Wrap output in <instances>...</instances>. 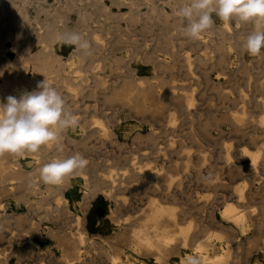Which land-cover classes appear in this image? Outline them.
Masks as SVG:
<instances>
[{
    "label": "rangeland",
    "instance_id": "obj_1",
    "mask_svg": "<svg viewBox=\"0 0 264 264\" xmlns=\"http://www.w3.org/2000/svg\"><path fill=\"white\" fill-rule=\"evenodd\" d=\"M190 2L0 1V102L6 103L9 95L19 99L25 92L39 90L37 84L46 79L77 119L75 126L61 132L58 143L41 146L37 153L0 155V264H115L111 260L113 256H118L123 264H160L162 261V264H222V261L223 264H264V159H258L254 166L251 163L253 151L264 157L261 123L264 116V48L257 56H251L242 47L253 29H264V22L233 19L226 24L213 14V26L198 39H191L182 32L187 20L177 15L178 10ZM133 17L136 21L130 20ZM57 33L80 34L90 47L82 51L75 45L62 44L55 39ZM37 57L41 61L36 60ZM58 60L65 66L63 76L57 73ZM39 66L47 72L45 79L36 76ZM153 76L155 79L151 78ZM161 77L165 83H159ZM81 84L82 89L86 87L84 90L80 89ZM148 84L150 88L163 84L164 88L150 89ZM145 89L151 91L146 93ZM179 96L181 99L177 100ZM160 105L163 107L159 108ZM150 107L154 110L149 111ZM254 130L255 133L263 132L255 135ZM74 155L82 156L88 163L84 171L78 170L68 176L69 185L62 190L63 200L59 190L49 188V184L40 179L38 169L52 159ZM103 177L111 180L105 182ZM253 186L255 191L259 187L257 194ZM28 188L32 190L29 192ZM92 189L97 192L87 198ZM241 197H245L244 200ZM154 198L157 199L155 204ZM156 204L174 214V217L159 218L160 231L176 237L182 229L187 235V244L177 239L178 244L172 243L168 252L166 250L164 260L133 237L135 229L152 223L149 216L153 208H157ZM229 205L233 206L235 216L225 215L224 206ZM77 224L86 232L85 240L63 238V232L76 234ZM202 242H207L208 256L223 254L229 248L230 253L222 260L209 262L197 251Z\"/></svg>",
    "mask_w": 264,
    "mask_h": 264
},
{
    "label": "clouds",
    "instance_id": "obj_2",
    "mask_svg": "<svg viewBox=\"0 0 264 264\" xmlns=\"http://www.w3.org/2000/svg\"><path fill=\"white\" fill-rule=\"evenodd\" d=\"M213 14L226 24L233 19L264 22V0H191L177 12L187 20L183 32L191 39H198L213 26ZM55 39L82 51L90 47L77 33H60ZM242 47L251 56L260 54L264 48V29L248 34ZM37 89L25 92L19 99L9 95L6 103L0 102V155L37 153L41 146L58 143L61 132L77 124L75 115L66 109L65 100L46 79L37 84ZM87 163L80 155L52 159L39 168V176L45 184L57 185L83 170Z\"/></svg>",
    "mask_w": 264,
    "mask_h": 264
},
{
    "label": "bare ground",
    "instance_id": "obj_3",
    "mask_svg": "<svg viewBox=\"0 0 264 264\" xmlns=\"http://www.w3.org/2000/svg\"><path fill=\"white\" fill-rule=\"evenodd\" d=\"M1 1V0H0ZM74 1V0H73ZM125 1H128V0H125ZM26 3V2H25ZM133 4V3H132ZM174 5V4H173ZM91 7V6H90ZM47 9H49V7L47 8ZM107 10V9H106ZM21 11V10H20ZM19 11V12H20ZM18 13V12H17ZM53 14V13H52ZM155 14V12L153 13V15ZM163 14V13H162ZM19 15H20V13H19ZM27 15V14H26ZM151 15V14H150ZM149 15V16H150ZM164 15H165V13H164ZM167 15V14H166ZM14 16V14H12V17ZM21 16V15H20ZM136 16H139V15H136ZM169 16V15H168ZM167 16V17H168ZM11 17V16H10ZM23 17V16H22ZM17 18V17H16ZM27 18V17H26ZM57 18V17H56ZM84 18V17H83ZM90 18V17H89ZM134 18V19H133ZM132 19H130V20H133V21H136V19H135V17H133ZM19 19H21V18H19ZM19 19H18V21H19ZM60 19H61V17H60ZM64 19V18H63ZM107 19H109V18H107ZM24 20V19H23ZM47 20V19H46ZM15 22V21H14ZM21 22H22V20H21ZM59 22H61V21H59ZM58 22V23H59ZM16 23V22H15ZM19 23V22H18ZM30 23V22H29ZM56 23V22H55ZM260 23V22H259ZM258 23V24H259ZM43 25H45V24H43ZM129 25V24H128ZM256 25V24H255ZM127 26V25H126ZM221 26V25H220ZM224 26V25H223ZM261 26V25H260ZM224 27H226V25L224 26ZM227 27H229V26H227ZM257 27L258 26H256V29H257ZM262 27V26H261ZM259 28V27H258ZM27 29V28H26ZM40 29V28H39ZM228 29V28H227ZM230 29V28H229ZM258 30V29H257ZM259 30H261L260 28H259ZM42 31V30H41ZM47 31V30H46ZM129 32H130V30H128ZM226 31V30H225ZM253 31H254V29H253ZM45 32V31H44ZM181 32V31H180ZM183 32V31H182ZM181 32V33H182ZM229 32V31H228ZM42 33V32H41ZM50 34H51V32H50ZM58 34V33H57ZM133 37H134V35H132ZM222 36H224V35H222ZM230 36V35H229ZM231 37H233V36H231ZM38 38H39V40L41 41V42H43L44 40L42 39V35H39L38 36ZM44 38V37H43ZM97 38V37H96ZM122 38V37H121ZM125 38V37H124ZM165 38H167V37H165ZM34 39V38H33ZM94 39V38H93ZM92 39V40H93ZM205 39V38H204ZM223 39V38H222ZM123 40H125V39H123ZM169 40V39H168ZM224 40V39H223ZM229 40V39H228ZM32 41H34V40H32ZM47 41V40H46ZM130 41V40H129ZM196 41V40H195ZM53 42V41H52ZM115 42V41H114ZM117 42V41H116ZM99 43V42H98ZM127 43V42H126ZM31 44V43H30ZM29 44V45H30ZM100 44V43H99ZM193 44V43H192ZM205 44V43H204ZM46 45V44H45ZM103 45H104V43H103ZM95 46V45H94ZM97 46V45H96ZM147 46V45H146ZM47 47H48V45H47ZM46 47V48H47ZM98 47V46H97ZM100 47V46H99ZM223 47V49L225 48L224 46H222ZM49 48V47H48ZM52 48V47H51ZM95 48V47H94ZM93 48V49H94ZM231 49V48H230ZM43 50V49H42ZM99 50H100V48H99ZM119 50V49H118ZM202 50V49H201ZM229 50V49H228ZM47 51V50H46ZM92 51H94V50H92ZM45 52V51H44ZM43 52V53H44ZM98 52V51H97ZM155 52V51H154ZM200 52V51H199ZM223 52V51H222ZM39 53H41V52H39ZM46 53H48V52H46ZM45 53V54H46ZM188 53V52H187ZM44 54V55H45ZM48 55V54H47ZM54 55V54H53ZM149 55V54H148ZM155 55V54H154ZM217 55H218V53H217ZM228 55V54H227ZM46 56V55H45ZM186 56V55H185ZM59 57V56H58ZM61 57V56H60ZM59 57V58H60ZM119 57H121V56H119ZM198 57H200V56H198ZM226 57V56H225ZM53 58V57H52ZM186 58H187V56H186ZM185 58V59H186ZM221 58V57H220ZM43 59V58H42ZM51 59V58H50ZM58 58H56V60H57ZM229 59V58H228ZM36 60H38V61H41V59L40 58H36ZM119 61L121 60V59H118ZM227 60V59H226ZM226 60H224V63H226ZM232 60V59H231ZM43 61V60H42ZM59 61V60H58ZM122 62H124L123 61V59L121 60ZM126 61V60H125ZM160 61V60H159ZM189 61H190V58H189ZM220 61V60H219ZM60 62V61H59ZM161 62V61H160ZM221 62V61H220ZM25 63V62H24ZM66 63V62H65ZM74 63V62H73ZM72 63V64H73ZM213 63H215V62H213ZM217 63V62H216ZM59 64V63H58ZM68 64V63H67ZM75 64V63H74ZM42 65V64H41ZM46 65V64H45ZM66 65V64H65ZM192 65V64H191ZM211 65V64H210ZM242 66H243V64H241ZM47 66V65H46ZM161 66H162V64H161ZM189 66V65H188ZM213 66V65H212ZM216 66V65H215ZM219 66V65H218ZM59 68L57 69V73L60 75V76H63V74H64V67L65 66H63V64H62V61L60 62V66H58ZM72 67V66H71ZM116 67V66H115ZM78 68V67H77ZM81 68V67H80ZM97 68V67H96ZM158 68H159V64H158ZM241 68V67H240ZM51 69V68H50ZM55 69V68H54ZM132 69H133V67H132ZM196 69V68H195ZM222 69H223V67H222ZM226 69V72H228V70H227V68H225ZM17 70V69H16ZM74 70V69H73ZM162 70H163V66H162ZM241 70H243V69H241ZM49 71H51V70H49ZM128 71V70H127ZM225 71V70H224ZM223 71V72H224ZM231 71V70H230ZM243 71H245V70H243ZM54 72H56L55 70H54ZM191 72V71H190ZM132 73V72H131ZM187 73V72H186ZM225 73V72H224ZM237 73V72H236ZM3 74V73H2ZM19 74V73H18ZM46 74H47V72L45 71V69L44 68H42L41 66H39L37 69H36V76H39V77H44V79H45V76H46ZM52 74V73H51ZM232 74V73H231ZM238 74V73H237ZM193 75V74H192ZM196 77V76H195ZM231 77V76H230ZM236 77V76H235ZM2 78V77H1ZM6 78V77H5ZM28 78V77H27ZM66 78H67V76H66ZM152 79L154 78V76L153 77H151ZM194 78V77H193ZM216 78H219V77H216ZM65 79V78H64ZM95 79V78H94ZM113 79V78H112ZM127 79V78H126ZM155 79V78H154ZM208 79V78H207ZM17 80V79H16ZM43 80V79H42ZM56 80V79H55ZM139 80V79H138ZM158 80V79H157ZM157 80H156V82H157ZM69 81V80H68ZM100 81H102V80H100ZM129 81V80H128ZM128 81H126V82H128ZM161 81H162V77H161ZM64 82H65V80H64ZM164 81H162V82H160V79H159V83H163ZM7 83V82H6ZM70 83V82H69ZM77 83V82H76ZM104 83V82H103ZM138 83V82H137ZM140 83V82H139ZM146 83H147V81H146ZM165 83V82H164ZM224 83V82H223ZM18 84H21V83H16V85H18ZM57 84V83H56ZM65 84V83H64ZM79 84V86H80V83H78ZM105 84V83H104ZM73 85V84H72ZM95 85V84H94ZM98 85V84H97ZM149 85V84H148ZM158 85V84H157ZM156 85V86H157ZM260 85V84H259ZM262 85H264V84H262ZM28 86V85H27ZM62 86H63V84H62ZM74 86H76V85H74ZM73 86V87H74ZM78 86V85H77ZM101 86H102V84H101ZM105 86V85H104ZM126 86V85H125ZM142 86V85H141ZM155 86V85H154ZM161 86V85H160ZM185 86V85H184ZM218 86H219V84H218ZM20 87V86H19ZM93 87H95V86H93ZM98 87V86H97ZM127 87V86H126ZM140 87V86H139ZM148 87V86H147ZM151 86L149 85V88H150ZM157 87H159V85L157 86ZM157 87H153L152 86V88H150V89H154V88H157ZM162 88H164V86H163V84H162V86H161ZM161 87H159V89L161 88ZM179 87V86H178ZM205 87V86H204ZM65 88V87H64ZM86 88V87H85ZM84 88V89H85ZM89 89H91L90 87H88ZM112 88H114V87H112ZM119 88V87H118ZM123 88V87H122ZM135 88V87H134ZM68 89V88H67ZM70 89V91H72L71 90V88H69ZM81 90H84V89H82V84H81V88H80ZM120 89V88H119ZM128 89H129V87H128ZM136 89V88H135ZM140 89H141V87H140ZM194 89V88H193ZM65 90V89H64ZM76 90V89H75ZM78 90H79V88H78ZM126 91H127V88L125 89ZM146 90V89H145ZM11 91H12V89H11ZM74 91V90H73ZM72 91V92H73ZM92 91V90H91ZM90 91V92H91ZM130 91V90H129ZM140 91H142V90H140ZM148 91H151V90H148ZM147 90H146V93L148 92ZM153 91V90H152ZM163 91V90H162ZM194 91V90H193ZM244 91V90H243ZM76 92H77V90H76ZM154 92V91H153ZM74 93V92H73ZM81 93H82V91H81ZM96 93V92H95ZM133 93H134V90H133ZM133 93H131V94H133ZM137 93H139V89H138V91H137ZM146 93H145V97H146ZM151 93V92H150ZM225 93H228V92H225ZM237 93V92H236ZM239 93V92H238ZM71 94V93H70ZM76 94V93H75ZM75 94L73 95L74 97H76L75 96ZM110 94H111V92H110ZM109 94V95H110ZM117 94V93H116ZM127 94V93H126ZM152 94V93H151ZM156 94H158V93H156ZM185 94V93H184ZM246 94V93H245ZM77 95H78V92H77ZM79 95H80V92H79ZM93 95V94H92ZM125 95V94H124ZM123 95V96H124ZM128 95V94H127ZM139 95H143V94H139ZM148 95V94H147ZM189 95V94H188ZM226 95V94H225ZM242 95V94H241ZM101 96H103L104 97V95H101ZM107 96V95H106ZM126 96V95H125ZM156 96V95H155ZM165 96V95H164ZM180 96H183V95H180ZM179 96V98L177 99V100H179V99H181V97ZM186 96V95H185ZM190 96V95H189ZM193 96V95H192ZM222 96H223V94H222ZM247 96V95H246ZM246 96H244V97H246ZM85 97V96H84ZM142 97H144V96H142ZM161 97V96H160ZM242 97V96H241ZM243 97V98H244ZM77 98V97H76ZM126 98V97H125ZM129 98V97H128ZM152 98H154L153 96H152ZM175 98V97H174ZM183 98V97H182ZM227 98V97H226ZM104 99H105V97H104ZM113 99V98H112ZM116 99V98H115ZM161 99V98H160ZM164 99V98H163ZM188 99V98H187ZM190 99V98H189ZM236 99V98H235ZM234 98H232L231 100H233V101H236ZM237 99H239L238 97H237ZM264 99V98H263ZM83 100V99H82ZM148 100V99H147ZM156 100H158V98L156 99ZM162 100V99H161ZM183 100V99H182ZM181 100V101H182ZM193 100V99H192ZM259 100V99H258ZM135 101H137V100H134V103H135ZM166 101V100H165ZM176 101V100H175ZM240 101V100H239ZM242 101V100H241ZM264 101V100H263ZM112 102V101H111ZM148 102V101H147ZM156 102V101H155ZM167 102V101H166ZM165 102V103H166ZM185 102H187V101H185ZM247 102V101H246ZM259 102V101H258ZM138 103H140V101H138ZM141 103H142V101H141ZM158 103V102H157ZM160 103V102H159ZM189 103V102H188ZM188 103H186L187 105H188ZM244 103V102H243ZM125 104V103H124ZM136 104V103H135ZM160 104H162V103H160ZM181 104V103H180ZM254 104H255V102H254ZM128 105H129V103H128ZM139 105H141V104H139ZM145 105V104H144ZM148 104H146V106H147ZM159 105V104H158ZM178 105H179V102H178ZM245 105V104H244ZM259 105H261L262 106V104H259ZM264 105V104H263ZM135 106V105H134ZM138 106V105H137ZM155 106V105H154ZM154 106H153V108H154ZM165 106H166V104H165ZM191 106V105H190ZM256 106V105H255ZM152 107V106H151ZM151 107H150V109H151ZM161 107H163L162 105H160L159 106V108H161ZM189 106H187V108H188ZM246 107V106H245ZM259 107V106H258ZM140 108V107H139ZM139 108H137L136 110H139ZM141 108H142V106H141ZM243 108V107H242ZM247 108V107H246ZM147 109V111H148V109L149 108H146ZM155 109H157L156 107H155ZM179 109H180V107H179ZM244 109V108H243ZM259 109V108H258ZM135 110V111H136ZM152 110H154V109H151V110H149V111H152ZM188 110V109H187ZM134 111V110H133ZM134 111V112H135ZM141 111H143V109L141 110ZM141 111H139V112H141ZM156 111V110H155ZM158 111V110H157ZM156 111V112H157ZM245 111H247V109L245 110ZM262 111V110H261ZM144 113V112H143ZM153 113V112H152ZM151 113V114H152ZM154 114V113H153ZM156 114V113H155ZM176 114V113H175ZM169 115V114H168ZM242 115V114H241ZM245 116H247L246 114H244ZM243 115V116H244ZM261 115V114H260ZM264 115V114H263ZM232 116H233V114H232ZM235 116H237V115H235ZM244 116V117H245ZM169 117V116H168ZM171 118V117H170ZM176 118V117H175ZM223 119L225 118V117H222ZM246 118V117H245ZM174 119V118H173ZM234 119V118H233ZM261 119V118H260ZM171 120V119H170ZM252 120V119H251ZM255 120V119H254ZM85 121V120H84ZM167 121H169V120H167ZM238 121V120H237ZM243 121H244V119H243ZM253 121V120H252ZM83 122V121H82ZM101 122V121H100ZM174 122V121H173ZM98 123V122H97ZM169 123H170V121H169ZM239 123H240V121H239ZM259 123V122H258ZM261 123H263V130H264V116L262 117V119H261ZM82 124H84V123H82ZM104 124V123H103ZM102 124V125H103ZM173 124V123H172ZM234 124V123H233ZM85 125V124H84ZM167 125H168V123H167ZM166 125V126H167ZM231 125H232V123H231ZM235 125V124H234ZM170 126H171V123H170ZM233 126V125H232ZM87 127V126H86ZM104 128H105V125H104ZM172 128V127H171ZM176 128V127H175ZM235 128V127H234ZM255 128V127H254ZM107 129V128H106ZM177 129V128H176ZM236 129V128H235ZM235 129H234V131H235ZM259 129V128H258ZM100 130H102V129H100ZM171 130V129H170ZM243 130H244V128H243ZM107 131V130H106ZM238 131H239V129H238ZM242 131V130H241ZM252 131V130H251ZM108 132V131H107ZM205 132H207V130H205ZM263 132V131H262ZM262 132H260V133H258V132H256L255 133V130H254V133H255V135L256 134H261ZM87 133V132H86ZM92 133V132H91ZM95 133V132H94ZM100 133V132H99ZM208 133V132H207ZM250 133V132H249ZM106 134H109V133H106ZM91 135V134H90ZM95 135V134H94ZM102 135V134H101ZM254 135V136H255ZM263 135H264V132H263ZM140 137V136H139ZM150 137V136H149ZM255 137H257V136H255ZM155 139V138H154ZM257 139V138H256ZM70 140V139H69ZM81 140V139H80ZM85 140V139H84ZM87 140V139H86ZM254 140H255V138H254ZM178 141V140H177ZM171 142V141H170ZM179 143V142H178ZM82 145H83V142H82ZM174 145H175V143H174ZM83 146H85V143H84V145ZM159 146V145H158ZM173 147V146H172ZM262 147V146H261ZM160 148H163L162 146L160 147ZM174 148V147H173ZM179 148V147H178ZM264 147H262V149H263ZM159 150H161V149H159ZM182 150V149H181ZM169 152H170V150H169ZM181 152V151H180ZM254 152V151H253ZM251 153L252 155H251V160H252V162H251V160H250V162L252 163V165L254 166L255 164H256V162H257V160L258 159H264V157L263 158H261L260 156H261V154L259 153V152H256V153ZM174 153V152H173ZM227 153H228V151H227ZM6 154V153H5ZM172 154V153H171ZM163 155H164V153H163ZM264 155V154H263ZM2 156V155H1ZM6 156H7V154H6ZM167 156V155H166ZM176 157V156H175ZM189 157V156H188ZM187 157V158H188ZM250 157V156H249ZM260 157V158H259ZM134 158V157H133ZM156 158V157H155ZM180 158H181V156H180ZM226 158V157H225ZM136 159V158H135ZM189 160H190V158H188ZM187 159V160H188ZM231 159V158H230ZM4 160V159H3ZM3 160H2V162H3ZM49 160V159H48ZM132 160V159H131ZM189 160L187 161V163L189 162ZM176 161V160H175ZM191 161V160H190ZM260 161V160H259ZM133 162V161H132ZM178 162V161H177ZM186 162V161H185ZM263 162H264V160H263ZM8 164H9V162H7ZM13 163H15V164H17L16 163V161L14 162L13 161ZM258 163V162H257ZM2 164V163H1ZM4 164H6V163H4ZM7 164V165H8ZM11 164V163H10ZM9 164V165H10ZM44 164V163H43ZM183 164V163H182ZM186 164V163H185ZM136 165V164H135ZM175 165L176 164H174L173 165V167H175ZM188 165V164H187ZM137 166V165H136ZM139 166V165H138ZM162 166V165H161ZM179 166V165H178ZM183 166V165H182ZM189 166V165H188ZM7 167V166H6ZM18 167V166H17ZM134 167V166H133ZM141 167V166H140ZM140 167H139V169H140ZM170 167V166H169ZM173 167H171V168H173ZM248 167H250V166H248ZM176 168H179V167H177L176 166ZM232 168H233V166H232ZM231 168V169H232ZM243 168V167H242ZM36 169V168H35ZM199 169V168H198ZM226 169H228L229 170V167L228 168H226ZM247 169V168H246ZM245 169V170H246ZM39 170V169H38ZM112 171L113 170H115V169H111ZM146 170V169H145ZM241 170V169H240ZM18 171H20V170H18ZM84 171V170H83ZM123 172H125L124 170H122ZM121 171V172H122ZM138 171V170H137ZM232 171H233V169H232ZM250 171H252V169L250 170ZM5 172V171H4ZM12 171H10V173H11ZM139 172H141V171H139ZM143 172V171H142ZM144 172H148V171H144ZM156 172H157V170H156ZM237 172V171H236ZM253 173H255V171H252ZM3 173V172H2ZM13 173H16V172H13ZM13 173H11V174H13ZM104 173H106V172H104ZM151 173V172H150ZM150 173H148V174H150ZM171 173V172H170ZM230 173H231V171H230ZM238 173V172H237ZM236 173V174H237ZM257 173V172H256ZM108 174V173H107ZM124 174V173H123ZM148 174H146V176L148 175ZM152 174V173H151ZM156 173H154L153 175H155ZM157 174H159V172L157 173ZM169 174V173H168ZM198 174V173H197ZM235 174V175H236ZM258 174V173H257ZM93 175V174H92ZM125 175H126V173H125ZM139 175V174H138ZM145 175V174H144ZM153 175H150V177L151 176H153ZM167 175V174H166ZM170 175H172V174H170ZM200 175V174H199ZM233 175V174H232ZM239 175V174H238ZM2 176V175H1ZM103 176V175H102ZM108 176H110V175H108ZM160 176V175H159ZM237 176V175H236ZM245 177H246V175H244ZM7 177H8V175H7ZM161 177V176H160ZM167 177H168V175H167ZM166 177V178H167ZM145 178V177H144ZM149 178V177H148ZM162 178H163V176H162ZM169 178V177H168ZM167 178V179H168ZM10 179V178H9ZM9 179H6V180H9ZM12 179V181H14L15 179H13V178H11ZM103 179H104V177H103ZM145 179H147V178H145ZM152 179H153V177H152ZM156 179V178H155ZM179 179V178H178ZM204 179V178H203ZM251 179V178H250ZM5 180V181H6ZM111 180V178L109 177V178H105L104 179V181L105 182H108V181H110ZM147 180H149V179H147ZM166 180V179H165ZM164 180V181H165ZM174 180V179H173ZM256 180H258V178L256 179ZM11 181V180H10ZM68 181H69V179H68V176L67 177H65L64 178V180L62 181V183H60V184H57V185H50L49 184V188H53V189H55V190H59L60 191V193H61V199H63V200H65L64 199V197H63V195H62V190L67 186V185H69L68 184ZM89 181V180H88ZM170 181V180H169ZM175 181V180H174ZM260 181V180H259ZM0 182H1V180H0ZM157 182V181H156ZM160 182V181H159ZM171 182H173V181H171ZM177 182V181H176ZM180 182H182V181H180ZM254 182V181H253ZM258 182V181H257ZM3 183H5V182H3ZM2 183V184H3ZM91 183V182H90ZM89 183V184H90ZM124 183V182H123ZM123 183H121V184H123ZM174 183V182H173ZM183 183V182H182ZM181 183V184H182ZM251 183V182H250ZM259 184H260V182H258ZM1 184V183H0ZM12 184V183H11ZM19 184H20V182H19ZM145 184V183H144ZM155 184V183H154ZM170 184V183H169ZM175 184V183H174ZM177 184V183H176ZM219 184V183H218ZM223 184V183H222ZM258 184V185H259ZM146 185V184H145ZM215 185V184H214ZM213 185V186H214ZM247 185V184H246ZM261 185H263V181H262V184ZM2 187H3V185H1ZM37 186V185H36ZM46 186V185H45ZM48 186V185H47ZM157 186V185H156ZM164 186V185H163ZM180 186V185H179ZM178 186V187H179ZM182 186V185H181ZM216 186V185H215ZM223 186V185H222ZM8 187V186H7ZM31 187V186H30ZM86 187V186H85ZM88 187H90V186H88ZM99 187V186H98ZM158 187V186H157ZM254 187V186H253ZM91 188H93V187H90V189ZM151 188V187H150ZM159 188V187H158ZM258 189H259V187H257ZM31 189V188H30ZM30 189L28 188V190H29V192H30ZM45 189V188H44ZM89 189V190H90ZM120 189V188H119ZM165 189V188H164ZM251 189H253V188H251ZM258 189H257V191H255L256 189H255V187H254V191L256 192H254L255 194H257V192H258ZM262 190H263V187L261 188ZM32 190V189H31ZM155 190V189H154ZM250 190V189H249ZM2 191V190H1ZM101 191H103V190H101ZM122 191V190H121ZM165 191V190H164ZM167 191V190H166ZM169 191H172V190H170L169 189ZM236 191V190H235ZM242 191V190H241ZM253 191V190H252ZM251 191V193L253 194V192ZM4 192V191H3ZM50 192V191H49ZM97 191L95 190V189H92L91 190V193H90V195H88V196H86L87 198H91V197H93L94 195H95V193H96ZM238 192H239V190H238ZM237 192V193H238ZM10 193V192H9ZM47 193V192H46ZM55 193V192H54ZM156 193V192H155ZM228 193V192H227ZM230 193V192H229ZM223 194V193H222ZM261 194V193H260ZM28 195V194H27ZM178 195V194H177ZM217 195V194H216ZM227 195V194H226ZM247 195H249L248 193H247ZM252 196H254V195H252ZM83 197H85V196H83ZM177 197V196H176ZM179 197H181L182 198V196H179ZM218 197V196H217ZM115 198H117V197H115ZM163 198V197H162ZM165 198H166V196H165ZM181 198H179V199H181ZM184 198V197H183ZM186 198V197H185ZM195 198V197H194ZM193 198V199H194ZM214 199H215V197H213ZM212 198V199H213ZM242 198V197H241ZM243 198H245V197H243ZM241 199V200H244V199ZM45 199V198H44ZM164 199V198H163ZM188 199V198H187ZM209 199V198H208ZM207 199V200H208ZM231 199V198H230ZM166 200V199H165ZM189 200V199H188ZM195 200H196V198H195ZM217 200V199H216ZM156 201H157V199H156ZM155 201V198H154V201H152L153 203L154 202H156ZM212 201V200H211ZM35 202V201H34ZM40 202V201H39ZM82 202V201H81ZM86 202V201H85ZM167 202V201H166ZM222 202V201H221ZM241 202V201H240ZM207 203V202H206ZM236 203V202H235ZM83 204V203H82ZM155 204V203H154ZM220 204V203H219ZM87 205H88V202H87ZM224 205V204H223ZM232 205V204H231ZM237 205V204H236ZM150 206V205H149ZM151 206H154L153 204L151 205ZM156 207H157V204L155 205ZM242 206V205H241ZM162 207H164V206H162ZM169 207H170V205H169ZM176 207V206H175ZM174 207V208H175ZM196 207V206H195ZM194 207V208H195ZM235 207V206H234ZM109 208V207H108ZM122 208V207H121ZM79 209V208H78ZM149 209V208H148ZM152 209V208H151ZM177 209V208H176ZM197 209V208H196ZM224 209L226 210L224 213H226L225 215H227V213L228 214H232V215H234L233 214V212H234V208H233V206H227V208H225V206H224ZM48 210V209H47ZM55 210V209H54ZM119 209L117 208L116 209V211H118ZM172 210H174V209H172ZM185 210V209H184ZM199 210V209H198ZM209 210V209H208ZM236 210V209H235ZM246 210V209H245ZM85 211V210H84ZM83 211V212H84ZM115 211V212H116ZM176 211V210H175ZM202 211V210H201ZM222 211H224V210H222ZM52 212V211H51ZM122 211H120V213H121ZM147 212V211H146ZM149 212H150V209H149ZM152 212V214H151V216H149L150 217V220L152 221V223L148 226L147 224H144L143 225V227H140V228H137V229H135V231H134V236L133 237H135V239H137V241H138V243L140 244V245H142V246H144V247H146V248H148V249H150L151 251H153L154 253H156L157 255H158V258L159 259H162V260H164L165 258H166V250L168 249V247L172 244V243H174V245L176 246V243L177 242H179V241H177V242H175L177 239H180L181 241H182V243L183 244H187V239H186V236H185V232L184 231H182V229H181V231H178L179 232V235H178V233H177V236H178V238H177V236L176 237H173V236H169V235H165V234H163L162 233V231H160V229H161V226L159 225V223H161L160 221H159V218H161L162 216H166V215H168V216H171V217H174V214L173 213H171L168 209H166V208H160V206H158L157 208H153V210L151 211ZM199 212V211H198ZM215 212V211H214ZM238 212V211H237ZM242 212H244V211H242ZM247 212V211H246ZM245 212V213H246ZM145 213V212H144ZM148 213V212H147ZM213 213V212H212ZM234 213H236V212H234ZM250 213V212H249ZM254 213V212H253ZM110 214V213H109ZM113 214V213H112ZM238 214H240V213H238ZM244 214V213H243ZM251 214H252V212H251ZM250 214V215H251ZM255 214V213H254ZM262 214V213H261ZM70 215H71V212H70ZM111 215V214H110ZM109 215V216H110ZM149 215V214H148ZM246 215L247 216H249L248 215V212L246 213ZM210 216V215H209ZM235 216V215H234ZM239 216V215H238ZM51 217V216H50ZM55 217V216H54ZM111 217V216H110ZM148 217V218H149ZM224 217V216H223ZM241 217V216H240ZM252 217V216H251ZM257 217V216H256ZM263 217V216H262ZM123 218V217H122ZM128 218V217H127ZM210 218V217H209ZM3 219V218H2ZM113 219V218H112ZM111 219V220H112ZM163 219H165L164 217L162 218V220ZM168 219V221H170V219L169 218H167ZM176 219V218H175ZM212 219V218H211ZM227 219V218H226ZM242 219V218H241ZM261 219V218H260ZM260 219H259V222H260ZM263 219V218H262ZM261 219V220H262ZM126 220H128V219H126ZM143 220V219H142ZM147 220H149V219H147ZM161 220V219H160ZM161 220V221H162ZM213 220V219H212ZM211 220V221H212ZM230 220V219H229ZM244 220H245V218H244ZM253 220V219H252ZM258 220V219H257ZM120 221V220H119ZM123 221H125V220H123ZM129 221H131L130 219H129ZM145 221H146V218H145ZM176 220H174V222H175ZM242 220H240V222H241ZM263 221H264V219H263ZM262 221V222H263ZM134 222V224H135V221H133ZM148 222V221H147ZM150 222V221H149ZM166 222V221H165ZM83 223V222H82ZM119 223V222H118ZM128 223H130V222H128ZM168 223V222H167ZM170 223V222H169ZM216 223V222H215ZM234 223H236V222H234ZM137 224V223H136ZM164 224V223H163ZM175 224V223H174ZM174 224H173V226H174ZM177 224V223H176ZM238 224V223H237ZM243 223L241 222V225H242ZM259 224H261V223H259ZM259 224H256V225H259ZM86 225V224H85ZM131 225H132V222H131ZM141 225V224H140ZM147 225V226H146ZM216 225V224H215ZM218 225V224H217ZM76 226V228L75 229H77V233L76 234H72V233H67V232H63L64 233V235H63V238H65V239H67V240H77V241H79V242H83L84 240H85V234H86V232L84 231V230H81L79 227H78V224L77 225H75ZM130 226V225H129ZM135 226V225H134ZM133 226V227H134ZM165 226H166V224H165ZM169 226V225H168ZM167 226V227H168ZM180 226V225H179ZM219 227H221V226H219ZM223 227V226H222ZM243 227V226H242ZM39 228V227H38ZM125 228H127V227H125ZM130 228H131V226H130ZM135 228V227H134ZM134 228H133V230H134ZM224 228V227H223ZM229 228V227H228ZM244 228V227H243ZM242 228V229H243ZM247 228V227H246ZM86 229V228H85ZM168 229V228H167ZM186 229V228H185ZM187 229H189V228H187ZM131 230V229H130ZM191 230V229H190ZM57 231V230H56ZM168 231V230H167ZM122 232V231H121ZM130 232V231H129ZM129 232H127V233H129ZM174 232V231H173ZM231 232H233V231H231ZM244 232V231H243ZM243 232H241V234L243 233ZM50 233V232H49ZM122 233H124V232H122ZM126 233V232H125ZM132 233V232H131ZM166 233V232H165ZM169 233V232H168ZM171 233V232H170ZM211 233V232H210ZM32 234H33V232H32ZM31 234V235H32ZM36 234V233H35ZM188 234V233H187ZM212 234V233H211ZM47 235V234H46ZM73 235H76L77 236V238H74V236ZM92 235V234H91ZM130 235V234H129ZM133 235V234H132ZM221 235V234H220ZM49 236V235H48ZM47 236V237H48ZM119 236V235H118ZM209 236H210V234H209ZM208 236V237H209ZM39 237V236H38ZM57 237V236H56ZM49 238V237H48ZM120 238V237H119ZM226 238V237H225ZM212 239V238H211ZM227 239L228 238H226L225 240L227 241ZM229 239H230V237H229ZM232 239V238H231ZM235 238H233V240H234ZM42 240H43V238H42ZM88 240V239H87ZM90 240V239H89ZM117 240V239H116ZM134 240V239H133ZM222 240V239H221ZM247 240V239H246ZM253 240H254V238H253ZM28 241H30L31 242V240H28ZM136 241V240H135ZM208 241V240H207ZM215 241V240H214ZM255 242H257L256 240H254ZM33 242V241H32ZM87 242V241H86ZM131 242V241H130ZM197 242V241H196ZM209 242H210V240H209ZM240 242V241H239ZM254 242V243H255ZM264 242V241H263ZM34 243V242H33ZM49 243V242H48ZM116 243H119V242H117L116 241ZM138 243H136L137 245H138ZM199 243V242H198ZM67 243H65V245H66ZM178 244V243H177ZM246 244H250V242L249 243H246ZM260 244V243H259ZM258 244V246H260ZM28 245V244H27ZM35 245V244H34ZM38 245V244H37ZM136 245V246H137ZM181 245V244H180ZM207 245V242H202V243H200L198 246H197V251H198V253H200L201 255H202V259H204V260H206V259H208V260H210L209 262H214V261H218V260H222V258L223 257H225V256H228L229 255V253H230V248L229 249H227V250H224L225 252L223 253V254H218V255H215V256H208L207 255V251H205V250H207V249H205V246ZM221 245V244H220ZM254 245V244H253ZM256 245V244H255ZM49 246H51L50 244H49ZM111 245H109V247H110ZM37 247V246H36ZM112 247V246H111ZM131 247V246H130ZM178 247V246H177ZM190 247V246H189ZM246 247V246H245ZM250 248L251 247H253V246H249ZM38 248V247H37ZM43 248H44V246H43ZM192 248V247H191ZM250 248H246L247 250H249ZM26 249H28V248H26ZM172 249V248H171ZM177 249V248H176ZM221 249V248H220ZM232 249V248H231ZM32 250V249H31ZM43 250V249H42ZM106 250V249H105ZM170 250V249H169ZM173 250V249H172ZM234 250H235V248H234ZM39 251H41V250H39ZM70 251H71V249H70ZM177 251V250H176ZM194 251V250H193ZM238 251V250H237ZM245 251V250H244ZM35 252V251H34ZM50 252V251H49ZM65 252V251H64ZM167 252H168V250H167ZM215 252V251H214ZM74 253V252H73ZM80 253V252H79ZM91 253V252H90ZM172 253V252H171ZM246 253V252H245ZM185 254V253H184ZM234 254V253H233ZM248 254V253H247ZM67 255V256H66ZM179 255V254H178ZM213 255H214V253H213ZM235 255V254H234ZM65 256L66 257H68L69 255L66 253L65 254ZM156 257V256H155ZM230 257V256H229ZM247 257V256H246ZM245 257V258H246ZM179 258H180V256H179ZM68 259V261H70V259L69 258H67ZM250 259V258H249ZM111 260L115 263V264H123V262H121L120 261V259H119V257L118 256H113L112 258H111ZM160 261V260H159ZM166 261V260H165ZM203 261V260H202ZM225 261V260H224ZM233 261H236L234 258H233ZM244 261V260H243ZM248 261V260H247ZM246 261V259H245V263L247 262ZM182 262V261H181ZM195 263H196V259H195V261H194ZM230 262H232L231 260H230ZM110 263H112V262H110ZM129 263V262H128ZM162 263H164L163 261L162 262H160V264H162ZM183 263V262H182ZM205 262H203V264H204ZM238 263V262H237ZM67 264H68V262H67ZM126 264V263H125ZM141 264V263H140ZM147 264V263H146ZM192 264V263H191ZM199 264V263H198ZM201 264V263H200ZM218 264V263H217ZM220 264V263H219ZM222 264H223V261H222ZM226 264V263H225ZM247 264V263H246ZM258 264V263H257Z\"/></svg>",
    "mask_w": 264,
    "mask_h": 264
}]
</instances>
